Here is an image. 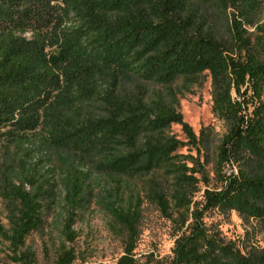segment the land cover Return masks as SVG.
I'll return each instance as SVG.
<instances>
[{
    "label": "trees",
    "instance_id": "obj_1",
    "mask_svg": "<svg viewBox=\"0 0 264 264\" xmlns=\"http://www.w3.org/2000/svg\"><path fill=\"white\" fill-rule=\"evenodd\" d=\"M241 27L232 16L230 44L220 43L199 24L188 0H0V128L10 127L16 150L0 173V198L8 204V231L0 226V235L13 250L41 228L43 203L55 187L43 160L33 157L35 149L74 151L63 160L60 177L63 236L72 243L71 226L91 184L81 157L97 149L116 172L122 165L149 171L152 159L162 161L185 146L167 133L173 124L197 148L204 137L182 122L177 95L190 93L207 73L213 110L231 126L216 148L220 188L204 191L205 206L190 213L189 233L175 241L169 261L135 258L140 204L131 192L125 200V192L115 196L112 215L125 233L115 264H264V256L242 257L215 240L202 222L206 211L230 208L264 221V175L225 170L243 149L264 166V28L253 52ZM84 102H97L102 114L88 117L80 108ZM166 174L171 203L188 212L195 171L178 164L167 166ZM150 196L168 215L160 186ZM32 256L24 252L17 262L32 264ZM76 260L72 249L61 246L53 264Z\"/></svg>",
    "mask_w": 264,
    "mask_h": 264
},
{
    "label": "rangeland",
    "instance_id": "obj_2",
    "mask_svg": "<svg viewBox=\"0 0 264 264\" xmlns=\"http://www.w3.org/2000/svg\"><path fill=\"white\" fill-rule=\"evenodd\" d=\"M188 4L199 24L225 45L230 44V18L238 17L249 47L253 52L258 50L257 38L264 31V0H188ZM29 36L30 34L24 35L26 38ZM242 50L244 54L245 49ZM180 84L181 82L177 83V89ZM177 100V111L182 116V122L191 128L197 138L202 135L204 140H200L201 144L195 148L187 143L182 126L171 125L167 133L185 146L162 161L160 157L152 159L154 165L149 171L136 169L137 166L131 169L129 165H122L121 172H116L111 167H106L107 161L97 149L81 157L82 165L89 171L91 184L88 202L85 208L76 213L71 226V231L75 234L72 243L66 242L63 236L65 221L64 210L60 205V177L63 160L72 159L74 151L71 152L73 155H68L55 148L41 153L35 149L33 157L43 160V170L55 187L43 203L41 228L26 237L22 248L14 251L4 235H0V264H22L17 259L24 252L33 255L32 264H53L61 246L74 251L77 256L74 264H81V261L115 264L123 254L125 242V233L112 215L113 210L118 208L115 196L121 192H125L124 200L131 192L140 204L135 258L140 262L148 259L169 261L173 256L175 241L189 233L192 222L190 213L202 210L205 206L204 191L220 188L215 172L216 148L231 128L230 121L213 110L211 79L207 73H203L199 82L191 86L190 93L181 91ZM80 108L88 117L102 114L97 109V102H84ZM11 132L10 127L0 128V173L5 157L9 158L16 151L10 140ZM81 158L77 156L76 160ZM147 161H140L138 166L146 165ZM233 162L235 163L225 169L228 174L241 169L251 176L264 175V166L252 158L247 149L240 150ZM178 164H184L195 171L196 183L189 195L191 203L188 212L176 210L169 198L173 188L171 176L166 174V167ZM120 183L122 186L118 187ZM158 186L169 202L168 215L162 214L151 200L150 191L158 189ZM202 216L208 233L221 244L233 246L242 257L264 256V221L259 217L246 215L234 208L212 209ZM7 217L8 204L0 198V226L3 233L8 231Z\"/></svg>",
    "mask_w": 264,
    "mask_h": 264
}]
</instances>
